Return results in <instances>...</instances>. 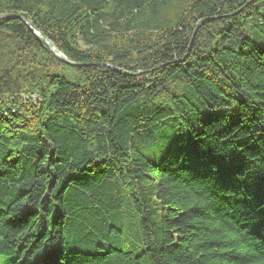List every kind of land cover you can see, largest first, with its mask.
<instances>
[{"label":"trees","instance_id":"obj_1","mask_svg":"<svg viewBox=\"0 0 264 264\" xmlns=\"http://www.w3.org/2000/svg\"><path fill=\"white\" fill-rule=\"evenodd\" d=\"M2 257L264 264V0H0Z\"/></svg>","mask_w":264,"mask_h":264},{"label":"water","instance_id":"obj_2","mask_svg":"<svg viewBox=\"0 0 264 264\" xmlns=\"http://www.w3.org/2000/svg\"><path fill=\"white\" fill-rule=\"evenodd\" d=\"M20 19L29 29L33 30V26L27 22L25 19L23 18H18ZM204 23V20L199 21V23L196 26V30L195 32L198 30V28L200 27L201 24ZM36 34L42 39V41L44 42L45 46L49 49L50 53H52L58 60L71 65V66H78L75 65L74 63H71L70 61H68L52 44L51 42L45 37L43 36L41 33L36 32Z\"/></svg>","mask_w":264,"mask_h":264},{"label":"rangeland","instance_id":"obj_3","mask_svg":"<svg viewBox=\"0 0 264 264\" xmlns=\"http://www.w3.org/2000/svg\"><path fill=\"white\" fill-rule=\"evenodd\" d=\"M0 264H12V259L7 257L0 258Z\"/></svg>","mask_w":264,"mask_h":264}]
</instances>
